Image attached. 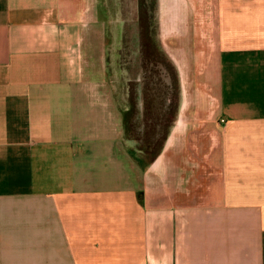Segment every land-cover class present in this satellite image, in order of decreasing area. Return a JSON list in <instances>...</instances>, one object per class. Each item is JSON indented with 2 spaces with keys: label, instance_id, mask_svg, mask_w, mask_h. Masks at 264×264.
Here are the masks:
<instances>
[{
  "label": "crops",
  "instance_id": "obj_1",
  "mask_svg": "<svg viewBox=\"0 0 264 264\" xmlns=\"http://www.w3.org/2000/svg\"><path fill=\"white\" fill-rule=\"evenodd\" d=\"M213 2L212 131L150 155L86 0H0V264H264V0Z\"/></svg>",
  "mask_w": 264,
  "mask_h": 264
},
{
  "label": "rangeland",
  "instance_id": "obj_2",
  "mask_svg": "<svg viewBox=\"0 0 264 264\" xmlns=\"http://www.w3.org/2000/svg\"><path fill=\"white\" fill-rule=\"evenodd\" d=\"M86 2L89 8L85 19L88 24L86 34L88 39H94L93 50L88 53V62L96 72V79L112 85L117 91L119 101L123 102L135 68L137 70L142 66L148 68L149 59L156 63L158 57L162 55L168 60L167 63L172 65L171 77L174 71L172 79L175 85L173 89L176 91L172 100L177 102L175 93L181 95L177 119L183 114L185 123L190 122L191 131L211 132L213 127L211 118L219 105L216 86L219 49L217 40L212 35L213 0H86ZM188 24L192 25L191 29L187 27ZM180 35H187L186 37L190 39H182ZM140 39L145 40V43L147 41V44L142 42L147 46L145 50L141 44L144 56L142 62L137 58L138 53H141L138 45ZM163 75L165 74L157 66H154L153 70L150 67V81L154 84L159 85L158 80L161 81L160 76ZM165 76H167L165 80L168 79V75ZM138 78L141 76L138 75ZM161 82L163 86V81ZM131 91L132 100L137 105L141 92L135 86ZM183 102L186 108L181 107ZM138 114L140 115L136 112V115ZM177 119L174 115L173 122ZM199 122L207 124L200 127ZM135 138L141 137L137 135Z\"/></svg>",
  "mask_w": 264,
  "mask_h": 264
},
{
  "label": "flooded vegetation",
  "instance_id": "obj_3",
  "mask_svg": "<svg viewBox=\"0 0 264 264\" xmlns=\"http://www.w3.org/2000/svg\"><path fill=\"white\" fill-rule=\"evenodd\" d=\"M149 40L150 39H148V42ZM142 42L145 43V40L140 39L138 42L140 51L147 48V46L145 45L147 44V41L145 44ZM141 44L143 45L142 49ZM137 58H139L141 62L143 61L144 56L142 51L141 53H138ZM165 59L166 57L163 58V56L160 55V57H158V61H155L156 63H154V60H148V68H145V66H142V68L138 70L135 68L134 73H132L133 77L129 79L130 83L128 84L129 86L125 99L132 105L131 116L133 117V119L131 128L133 130L134 137H136L137 135L141 137L139 139H136V143L139 147L143 148L144 151L149 152L150 155H154V153L159 151L162 145L165 143L169 132L176 122V120H174L173 122L174 115L175 119H177V113L181 105L180 94L175 93L177 94L178 98L177 102H174V100H172L173 94L176 91H174L173 89L175 86L174 80L172 79L174 71L171 77L170 71L172 65L170 66V64L167 63L168 60ZM154 66H157L162 73L168 75V79L166 80L165 78L167 76H160L162 77L161 81H163L164 87L161 86L162 82L159 80V85L154 84V82L150 81V67L153 70ZM132 67L134 66L132 65ZM138 75H140L141 78H138ZM169 78L171 79L169 80ZM134 86L137 88V90L139 89V92H141L137 105L132 100L131 89L132 87L134 89ZM162 87L165 88L164 92L162 91ZM136 112H139L140 115H136ZM136 116L137 118H135Z\"/></svg>",
  "mask_w": 264,
  "mask_h": 264
}]
</instances>
